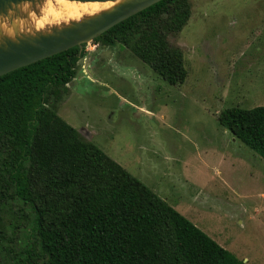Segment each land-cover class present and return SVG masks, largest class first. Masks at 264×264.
<instances>
[{
	"label": "rangeland",
	"instance_id": "rangeland-1",
	"mask_svg": "<svg viewBox=\"0 0 264 264\" xmlns=\"http://www.w3.org/2000/svg\"><path fill=\"white\" fill-rule=\"evenodd\" d=\"M190 4L188 23L168 36L184 54L183 83L127 46L91 41L57 112L223 247L264 264V158L219 122L228 107L264 105V0ZM30 212L6 205L0 264L41 263Z\"/></svg>",
	"mask_w": 264,
	"mask_h": 264
},
{
	"label": "trees",
	"instance_id": "trees-1",
	"mask_svg": "<svg viewBox=\"0 0 264 264\" xmlns=\"http://www.w3.org/2000/svg\"><path fill=\"white\" fill-rule=\"evenodd\" d=\"M190 16V0H161L93 41L127 46L181 84L184 54L168 36ZM86 44L0 76V255L17 200L40 264H247L58 114ZM219 122L264 158V105L228 107Z\"/></svg>",
	"mask_w": 264,
	"mask_h": 264
},
{
	"label": "water",
	"instance_id": "water-1",
	"mask_svg": "<svg viewBox=\"0 0 264 264\" xmlns=\"http://www.w3.org/2000/svg\"><path fill=\"white\" fill-rule=\"evenodd\" d=\"M25 1L36 2L37 0H15V3L20 4ZM159 1L161 0H123L111 10L86 17L80 21H71L65 25L52 27L47 32L24 34L17 31L18 35L14 39L2 36L0 38V76L74 46L91 42L116 24ZM13 2L14 0H0V13H6Z\"/></svg>",
	"mask_w": 264,
	"mask_h": 264
},
{
	"label": "bare ground",
	"instance_id": "bare-ground-1",
	"mask_svg": "<svg viewBox=\"0 0 264 264\" xmlns=\"http://www.w3.org/2000/svg\"><path fill=\"white\" fill-rule=\"evenodd\" d=\"M122 1L123 0L81 2L71 0H43L35 3L25 1L29 5L27 11L18 10L15 16L10 19V27L14 28V34H8L3 28V23L5 20H8L9 17L7 15L0 17V38L2 36H7L14 39L15 36L18 35L17 31L20 32L22 29H27L29 25L26 28L24 27L25 24H28L27 22L34 21V27L31 26L33 29H43V27L52 24H68L71 21H80L86 17L111 10ZM41 21H43V23H41Z\"/></svg>",
	"mask_w": 264,
	"mask_h": 264
},
{
	"label": "clouds",
	"instance_id": "clouds-1",
	"mask_svg": "<svg viewBox=\"0 0 264 264\" xmlns=\"http://www.w3.org/2000/svg\"><path fill=\"white\" fill-rule=\"evenodd\" d=\"M29 5L26 2H22L20 4L15 3V0L12 6L7 10V13H0V17L7 15L9 17L8 20H5L3 23V28L6 30L8 34H14V28L10 27V19L15 16L17 11H27ZM43 23V21H41Z\"/></svg>",
	"mask_w": 264,
	"mask_h": 264
},
{
	"label": "crops",
	"instance_id": "crops-1",
	"mask_svg": "<svg viewBox=\"0 0 264 264\" xmlns=\"http://www.w3.org/2000/svg\"><path fill=\"white\" fill-rule=\"evenodd\" d=\"M249 45H250V44H249ZM249 45H248V46H249ZM242 52L244 53V52H246V50H244V51H242ZM263 86H264V84H263Z\"/></svg>",
	"mask_w": 264,
	"mask_h": 264
}]
</instances>
